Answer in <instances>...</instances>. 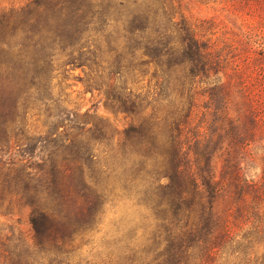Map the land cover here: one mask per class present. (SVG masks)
I'll use <instances>...</instances> for the list:
<instances>
[{
    "label": "trees",
    "instance_id": "trees-1",
    "mask_svg": "<svg viewBox=\"0 0 264 264\" xmlns=\"http://www.w3.org/2000/svg\"><path fill=\"white\" fill-rule=\"evenodd\" d=\"M132 2L144 3L145 10L132 13L127 31L138 36L132 40L148 57L142 63L153 62L161 82L156 97L143 105L139 94L116 81L132 65L133 51L127 58L110 48L114 57L107 67L113 81L104 90L106 105L133 115L155 102L142 121L118 135L114 146L107 125L87 112L59 106L53 117L61 118V124L46 135L27 134L17 100L0 88V187L28 208L32 228L29 242L12 226H0V264H80L73 259L72 242L93 230L105 196L112 194L132 196L152 211L154 243L160 248L153 264H264V180L258 185L240 173L239 133L232 140L233 158H224L217 177L212 166L215 129L208 124L212 137L203 135L204 127L194 121L198 84L221 71L220 58L180 14L179 0ZM42 6L51 11L57 2L32 0L3 13L0 64L9 54L21 60L28 52ZM79 33L58 42L62 50L78 51V57L67 54L75 67L85 65L83 55L92 50L77 48ZM25 57L31 69L23 71L26 85L36 89L45 84L38 74L47 76L50 63L47 57ZM212 80L204 91L210 105L224 89L219 79ZM214 105L206 107L223 115Z\"/></svg>",
    "mask_w": 264,
    "mask_h": 264
},
{
    "label": "rangeland",
    "instance_id": "rangeland-1",
    "mask_svg": "<svg viewBox=\"0 0 264 264\" xmlns=\"http://www.w3.org/2000/svg\"><path fill=\"white\" fill-rule=\"evenodd\" d=\"M31 1L0 0V18L4 12ZM52 1L57 2L53 10L44 6L39 9L37 36L28 52H23L21 60L9 54L0 64V88L7 97L9 94L10 99L17 100L18 119L27 134L46 135L53 126L61 124V118L53 117L59 106V109H71L78 114L87 112L107 125L114 146L118 135L129 125L142 121L155 102L133 115L106 105L104 90L113 81L107 67L114 57L110 48L127 58H130L128 52L133 51L132 65L122 71L118 75L122 78L116 81L139 94L143 105L156 97L161 82L159 68L153 62L142 63L148 61V57L132 40L140 39L127 31L128 19L132 13L145 10V4H133L132 0ZM179 1L180 14L198 37L208 41L221 62V71L212 78L223 84L222 92H216L215 102L224 114L213 115L206 107L216 106L215 102L208 103L204 92L212 85V78L198 84L201 94L194 114V121L204 127L203 135L212 137L206 125L215 129L213 170L218 177L224 158L230 155L233 158L232 140L239 133L242 142L240 148H236L239 171L243 177L260 185L264 180V0ZM95 11L103 12L96 15ZM98 19L103 20V24L100 21L95 24ZM99 26L102 29L97 30ZM77 30H80L77 48L92 46L91 52L83 55L85 65L79 67L68 59L67 54L73 49L62 50L58 45L61 39L76 36ZM71 54L78 57L79 53ZM33 55L47 57L50 63L47 76L38 74L37 80L47 79L38 89L28 87L23 75L27 68L31 72L30 65L24 64V60L29 59L25 56ZM155 224L152 211L134 197L106 195L93 230L72 242L73 259L80 264H153L152 258L160 249L154 243ZM0 226H12L32 241L28 208L19 205L16 197L1 187Z\"/></svg>",
    "mask_w": 264,
    "mask_h": 264
}]
</instances>
